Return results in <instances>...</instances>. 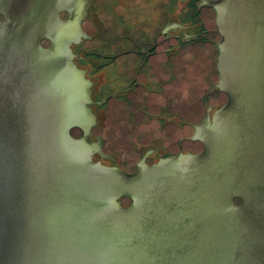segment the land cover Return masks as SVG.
Here are the masks:
<instances>
[{
  "label": "water",
  "instance_id": "water-1",
  "mask_svg": "<svg viewBox=\"0 0 264 264\" xmlns=\"http://www.w3.org/2000/svg\"><path fill=\"white\" fill-rule=\"evenodd\" d=\"M13 1L0 0V264H264V0L208 2L221 39L191 123L208 116L168 152L200 151L187 137L203 151L152 165L156 147L110 101L97 119L86 108L72 22L50 0L11 19Z\"/></svg>",
  "mask_w": 264,
  "mask_h": 264
},
{
  "label": "flooded vegetation",
  "instance_id": "flooded-vegetation-1",
  "mask_svg": "<svg viewBox=\"0 0 264 264\" xmlns=\"http://www.w3.org/2000/svg\"><path fill=\"white\" fill-rule=\"evenodd\" d=\"M50 1H52V4L48 7L47 11L56 13L55 15L59 20L58 21L56 18L59 22L57 25L72 22L71 30L73 31V35L74 33L76 34L74 35V39L72 38L73 40L68 44L70 52L69 56L74 69L90 86V103L86 106V108L94 116L97 109H101L112 99L120 98L124 102L130 103L127 94L138 88L145 87V84H143L139 78L145 76V78H151L153 81V72H151L150 68L153 65L151 59L159 53L158 49L160 46H165L164 52H166L167 55L170 54V51L175 53L179 47H177L176 44L171 45L172 47H170L169 44L171 40L174 42H182L183 45L192 44L194 42L209 43L211 45H215L218 50L216 44L221 39L220 38L218 42L205 39L208 31L204 29L203 24L200 21L199 23H192V21L199 15L201 9H209L207 6L208 2L215 0ZM107 3H110L108 5L109 8L112 5H115L112 8L114 10H120L121 36L119 38L121 39V42H117V44L115 42L108 43L107 41H103L102 37H98L101 34V31L106 33V31H104L105 28L98 20V17H100L101 10L105 13L109 11L107 9ZM176 3H178V5L184 3V6L178 7L177 9ZM38 6V0H24L23 4L13 6L9 13L10 18L13 19L16 16H20L24 12L31 14V12L35 11ZM113 9H110V12H112ZM87 17L95 29V32L93 35H89V38L84 35L81 28ZM4 20L5 17L0 15V22ZM160 38L161 41H159ZM86 42L92 44V46L88 49L85 47ZM118 44L119 46H117ZM51 45L52 43L48 39L41 40V46L43 48L48 49ZM115 49H119V51H116ZM119 60L121 63L120 67L123 71L120 75L128 82L120 89L113 91L107 97H98V92L105 79L104 71L107 68L116 65ZM167 65L169 67L170 64L168 63ZM207 108L208 107L206 106L204 117H202L198 123L186 124L192 129L195 126L200 125L206 116H208ZM146 113L148 114V111H145V114ZM152 117H154V115H152ZM155 117L161 121L172 123L170 118L159 117L158 115ZM94 118H96V116ZM94 123L97 124V121ZM77 130L78 129L71 130V135L74 138H80L82 136V132L79 130V136H74L75 131ZM184 140L191 144H199L201 146V150L195 152L192 150L183 151L181 147L182 140H180L177 144L178 151L175 154L171 155L170 152L166 153L158 148H155L145 150V152L143 151V157L146 159V162L151 160L152 163L148 165H152L163 158L176 156L178 154H199L203 151V145L199 140H193L192 137L184 138L183 141ZM95 156L100 158L102 164L107 163L108 156L103 155L104 157H100L98 153H95L93 155V160ZM238 204L241 203L238 202Z\"/></svg>",
  "mask_w": 264,
  "mask_h": 264
},
{
  "label": "rangeland",
  "instance_id": "rangeland-1",
  "mask_svg": "<svg viewBox=\"0 0 264 264\" xmlns=\"http://www.w3.org/2000/svg\"><path fill=\"white\" fill-rule=\"evenodd\" d=\"M17 2L19 1L15 0L11 3L15 6L18 5ZM109 4L107 3L109 11H100L98 20L103 24L106 33L101 31L98 37L108 43L117 44L121 42L120 10H114L112 7L115 5L109 8ZM183 6L184 3H176L177 9ZM110 9H113L112 12ZM199 21L208 31L204 38L209 39L208 9H201L192 23ZM81 28L88 38L95 32L88 17ZM175 44L179 47L175 53L170 51L169 55L164 52L165 46L159 47V53L151 59L153 81L145 76L139 78L145 87L127 94L130 103L120 98L110 100L156 148L166 153L189 126L186 123H191L211 98L209 43L194 42L184 46L182 42L171 40L169 45L172 47ZM91 46L89 42L85 43L87 49ZM120 64L119 60L116 65L104 71L105 79L99 91L105 97L128 82L120 75L123 72ZM145 111L151 116L145 114ZM156 115L170 118L172 123L156 119Z\"/></svg>",
  "mask_w": 264,
  "mask_h": 264
}]
</instances>
